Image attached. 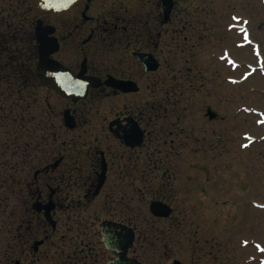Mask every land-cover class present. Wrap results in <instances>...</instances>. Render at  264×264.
I'll return each mask as SVG.
<instances>
[{
  "label": "flooded vegetation",
  "instance_id": "obj_1",
  "mask_svg": "<svg viewBox=\"0 0 264 264\" xmlns=\"http://www.w3.org/2000/svg\"><path fill=\"white\" fill-rule=\"evenodd\" d=\"M193 1L70 0L39 12L31 0H14V14L0 15V97L16 96L33 125L29 142L19 144V176L6 179L5 211L20 214L17 227L8 225L6 264L118 262V224L135 233L126 258L149 264L145 257L160 253L118 221V183L161 180L149 189L150 214L175 218L168 185L175 173L164 151L173 131L154 127L155 97L158 88L163 101L170 94L171 53L197 32L194 15H186ZM153 203L169 213L154 215ZM104 225L117 238L104 240ZM162 248L157 264H185Z\"/></svg>",
  "mask_w": 264,
  "mask_h": 264
},
{
  "label": "rangeland",
  "instance_id": "obj_2",
  "mask_svg": "<svg viewBox=\"0 0 264 264\" xmlns=\"http://www.w3.org/2000/svg\"><path fill=\"white\" fill-rule=\"evenodd\" d=\"M13 3L0 0V15L14 14ZM186 9V15H194L197 32L187 41L179 40L181 50L171 53L172 72L164 84L170 94L163 101L158 88L155 97L154 127L165 124L173 131L174 142L164 151L171 152L175 173L168 183L175 218L162 221L150 214L155 194L149 189L161 187V180L149 178L118 183V221L136 228L139 239L154 241L162 254L145 257L149 264L162 261L163 245L168 246L170 258L185 264H260L264 259V0H197ZM18 86L15 82L6 89L10 93ZM16 98L0 97V264H6L8 225L20 223L19 213L5 211L6 179L8 172L19 176V144L29 142L33 128L30 114L13 104ZM208 110L219 118L208 120ZM160 111L166 114L164 121Z\"/></svg>",
  "mask_w": 264,
  "mask_h": 264
},
{
  "label": "water",
  "instance_id": "obj_3",
  "mask_svg": "<svg viewBox=\"0 0 264 264\" xmlns=\"http://www.w3.org/2000/svg\"><path fill=\"white\" fill-rule=\"evenodd\" d=\"M57 1V2H56ZM70 0H31V5L34 10L39 12H52L58 8L56 4H63ZM171 10L170 6H164L163 11L168 16ZM208 116L213 118L216 116L215 113L208 111ZM170 208L161 203H153L151 205V212L154 215L163 216L167 215ZM116 229L114 227H109L104 225L102 227V236L104 240H114L116 237ZM135 233L131 228L118 224V250L125 251L132 245L134 241ZM124 253L118 256L117 260H111L107 264H141L136 260H131L125 257Z\"/></svg>",
  "mask_w": 264,
  "mask_h": 264
},
{
  "label": "snow or ice",
  "instance_id": "obj_4",
  "mask_svg": "<svg viewBox=\"0 0 264 264\" xmlns=\"http://www.w3.org/2000/svg\"><path fill=\"white\" fill-rule=\"evenodd\" d=\"M245 147H247V145H245Z\"/></svg>",
  "mask_w": 264,
  "mask_h": 264
}]
</instances>
